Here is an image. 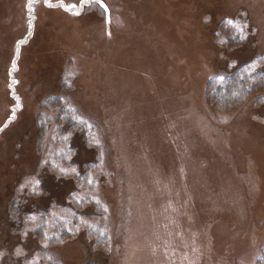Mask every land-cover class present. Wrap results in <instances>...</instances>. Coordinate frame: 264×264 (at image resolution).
<instances>
[{
  "label": "rangeland",
  "instance_id": "1",
  "mask_svg": "<svg viewBox=\"0 0 264 264\" xmlns=\"http://www.w3.org/2000/svg\"><path fill=\"white\" fill-rule=\"evenodd\" d=\"M263 67L264 0H0V264H264Z\"/></svg>",
  "mask_w": 264,
  "mask_h": 264
},
{
  "label": "trees",
  "instance_id": "2",
  "mask_svg": "<svg viewBox=\"0 0 264 264\" xmlns=\"http://www.w3.org/2000/svg\"><path fill=\"white\" fill-rule=\"evenodd\" d=\"M242 43L243 41H241L240 43L237 42V44L239 45ZM230 76H232L230 82H228L227 83L228 85L225 87V89L221 91V93L225 92L224 96L222 97V102L224 100L226 101L228 97L232 96L234 98L232 101L233 104H241L244 101H246L251 94L264 92V67L262 69L255 70L254 72H250V73H246V72L243 73L242 71H239L237 73L231 74ZM226 77L228 76L226 75ZM226 77H223V79ZM216 80L217 79H215V81ZM213 83L214 82H211L209 85H213ZM216 88H221V87H216ZM210 99H213L215 102L218 103L217 96L211 97ZM12 210H13V215L11 213ZM20 210L21 207L14 208V205H11L10 214H9V225L11 218V220L14 221L13 223L14 225H10V228L13 229L14 231H16V228L14 227L16 224L15 222H18L21 217ZM23 215L24 214H22V216ZM91 215L96 217L97 214L95 211H93V212H89L88 216ZM62 235L64 236L63 241H65L66 239L72 236L71 233H64V232H62ZM92 264H97V263H92Z\"/></svg>",
  "mask_w": 264,
  "mask_h": 264
},
{
  "label": "snow or ice",
  "instance_id": "3",
  "mask_svg": "<svg viewBox=\"0 0 264 264\" xmlns=\"http://www.w3.org/2000/svg\"><path fill=\"white\" fill-rule=\"evenodd\" d=\"M101 6H103V5H101ZM105 10H107V9H105Z\"/></svg>",
  "mask_w": 264,
  "mask_h": 264
}]
</instances>
